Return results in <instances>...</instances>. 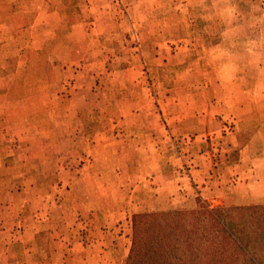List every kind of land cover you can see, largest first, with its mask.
<instances>
[{"label": "rangeland", "instance_id": "obj_1", "mask_svg": "<svg viewBox=\"0 0 264 264\" xmlns=\"http://www.w3.org/2000/svg\"><path fill=\"white\" fill-rule=\"evenodd\" d=\"M15 11L22 14L15 19L22 20L20 26L11 25ZM36 18L45 23L30 26ZM83 19L86 30L72 76L59 79L62 93L73 80H85L91 86L88 95L97 92L82 107L86 119L76 124L77 130L84 129L75 136V151L66 155L76 182L36 188L54 214L73 202L77 211L86 203L93 213L86 227L68 228L54 220L29 240L57 244L48 247L55 256L66 255L68 243L96 244L93 254L105 255L108 264L115 259L124 264L132 231L127 217L133 212L190 209L198 198L211 207L234 205L207 197L226 188L229 162L238 157L237 146L228 141L233 122L225 116L227 108L210 102L224 96L225 88L217 82L227 85L226 79L219 81V66L230 68L236 55V69L244 73L247 48L259 52L252 53L256 58L246 67L258 76L264 0H0V56L31 43L39 32L46 36L44 53H52L58 34ZM46 54L35 63L49 68L53 56ZM8 58L0 62H10ZM66 60L65 54L59 61L64 69ZM200 166L205 181L198 183ZM80 177L86 185L78 184ZM175 195L189 198L160 208ZM95 214L99 221L91 220ZM246 249L255 264H264L263 252Z\"/></svg>", "mask_w": 264, "mask_h": 264}, {"label": "crops", "instance_id": "obj_2", "mask_svg": "<svg viewBox=\"0 0 264 264\" xmlns=\"http://www.w3.org/2000/svg\"><path fill=\"white\" fill-rule=\"evenodd\" d=\"M13 14L11 25L20 26L22 20L15 19L22 14L16 11ZM44 23L36 18L29 25ZM86 24L85 19L72 22L68 33L58 34L55 38L50 49L52 53H44L46 36L39 32L40 36L37 33L31 43L20 44L17 50L0 56L4 60L8 56L10 61L0 62V264H108L105 255H96L91 251V246L96 244L68 243L67 254L55 256V252L48 249L57 247V244H39L37 240H29H34L36 233L46 230L54 220L58 223L59 219L62 220L68 228L77 224L80 228L86 227L91 212L86 203L77 211L73 202L68 205L67 211L63 209L54 214L50 204L43 202V192L36 188L38 184L52 185L56 182V185L61 180L64 184L76 182L75 168L66 160V155L75 151V136L84 129L77 130L76 124L77 120L86 119L82 107H88L86 101L89 97L94 98L93 95L97 96V92L88 95L87 89L91 90V86L85 80L78 83L73 80L66 82L69 83L67 92L62 93L60 90L64 89V85L59 79L72 76L71 66L76 61L77 46L84 38ZM2 46L7 47V43ZM216 49L212 50L215 52ZM252 53L259 54L252 48L244 52V60L246 57L249 59V62H244V73L236 69V55L230 68L219 66V81L226 79L227 85L217 82V86L221 84L225 88L224 96L210 102L227 108L225 116L228 122H233V129L227 135L228 141L238 148L237 159L229 162V184L226 188L218 187L215 194H207L217 203L224 201L239 205L264 202V55H259L257 76L252 74V67L246 68L256 58ZM45 54L53 56L49 68L35 63ZM65 54L67 64L64 69L59 61ZM208 119L211 120V117ZM202 169L203 166H200L198 183L205 181V177H200ZM85 180L80 177L78 184L86 185ZM204 189L209 191L210 187L205 186ZM80 193L86 201V193ZM188 198L178 195L169 197L167 202L160 201L169 205L163 204L160 208L182 205ZM78 216L81 220L77 223ZM93 217L91 220L94 222L100 220L97 214ZM127 219L130 221V216ZM29 233L33 235L30 238ZM17 252L18 256H15ZM112 263L118 264L116 259Z\"/></svg>", "mask_w": 264, "mask_h": 264}, {"label": "trees", "instance_id": "obj_3", "mask_svg": "<svg viewBox=\"0 0 264 264\" xmlns=\"http://www.w3.org/2000/svg\"><path fill=\"white\" fill-rule=\"evenodd\" d=\"M133 212L124 264H255L264 253V203Z\"/></svg>", "mask_w": 264, "mask_h": 264}]
</instances>
